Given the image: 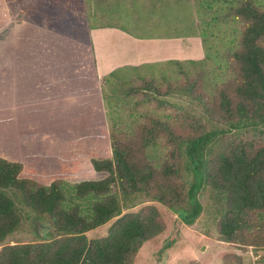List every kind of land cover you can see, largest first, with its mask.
Returning a JSON list of instances; mask_svg holds the SVG:
<instances>
[{
	"label": "trees",
	"instance_id": "1",
	"mask_svg": "<svg viewBox=\"0 0 264 264\" xmlns=\"http://www.w3.org/2000/svg\"><path fill=\"white\" fill-rule=\"evenodd\" d=\"M73 1L78 15L91 1L96 7L113 3ZM155 1L192 6L206 28L208 19L216 28L228 27L225 43L205 46L198 31L201 61L164 62V73L140 76L138 87L132 76H119L137 68H118L101 78L111 157L90 163L106 174L103 179L44 185L20 177L22 164L0 157V264H133L143 244L164 232L163 224L153 206L119 217L114 187L123 198L143 195L161 203L192 225L206 186L219 214L218 240L239 249L264 247V0ZM44 2L43 14L52 16L59 0ZM179 75L184 80L176 85ZM178 90L199 102L206 124L164 107L160 97ZM116 217L105 236H86ZM24 218L47 226V238L3 246ZM233 259L239 261L228 257L223 264Z\"/></svg>",
	"mask_w": 264,
	"mask_h": 264
},
{
	"label": "rangeland",
	"instance_id": "2",
	"mask_svg": "<svg viewBox=\"0 0 264 264\" xmlns=\"http://www.w3.org/2000/svg\"><path fill=\"white\" fill-rule=\"evenodd\" d=\"M41 1L0 0V157L22 164L20 177L44 185L55 179L70 184L103 179L106 174L95 172L90 163L92 159H109L111 150L101 79L95 74L88 32L103 23L108 25L104 30L117 27L135 39L154 41L160 40L159 36L182 34V30L167 29L161 20L150 28L140 26V21L154 18L144 15L139 5L113 2L116 5L96 7L91 1L78 15L79 7L73 0H68L67 6L59 0L53 15L46 16L43 13L48 3ZM179 14L182 10L176 16ZM202 19L193 9V21L204 35L205 46H223L228 27L216 28L208 19L206 28ZM148 47L155 45L148 43ZM163 68L164 64L145 66L133 72L125 70L119 76H132L131 81L138 87L140 76L162 74ZM181 79L176 85L183 82ZM141 95L139 92L136 98ZM160 100L169 112L195 117L206 124L199 102L188 99L182 90L161 96ZM207 129H211L208 124ZM184 180L188 187L189 174ZM112 192L121 204L119 217L148 206L160 213L164 232L143 244L133 264H223L228 257L239 258L233 259L234 264H264V247L239 249L218 240L219 214L206 186L199 192L201 209L192 225L182 223L175 212L143 195L123 198L115 187ZM119 217L86 236H105ZM44 230L50 229L35 219L24 218L3 246L44 241Z\"/></svg>",
	"mask_w": 264,
	"mask_h": 264
},
{
	"label": "crops",
	"instance_id": "3",
	"mask_svg": "<svg viewBox=\"0 0 264 264\" xmlns=\"http://www.w3.org/2000/svg\"><path fill=\"white\" fill-rule=\"evenodd\" d=\"M124 5H139L144 15L153 16L154 20L144 19L140 26L150 28L154 22H160L167 29L181 28L182 34L159 36L160 40L145 41L135 39L126 33L99 24L87 34L93 51L96 76H103L118 68L141 69L151 64L160 65L168 61H201L204 59L202 38L198 35L197 21H193V9L190 5L175 3L162 4L155 0H111ZM114 4V3H113ZM114 4V5H116ZM190 10L185 13V10ZM182 10V15L176 14ZM98 16V14H97ZM166 29V30H167ZM167 38V39H166ZM153 43L155 47L146 48ZM201 47V48H200Z\"/></svg>",
	"mask_w": 264,
	"mask_h": 264
}]
</instances>
